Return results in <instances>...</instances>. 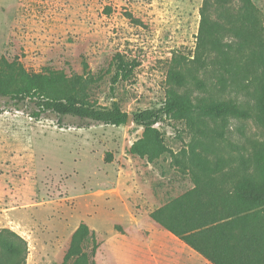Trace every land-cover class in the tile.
I'll list each match as a JSON object with an SVG mask.
<instances>
[{
  "label": "rangeland",
  "instance_id": "obj_1",
  "mask_svg": "<svg viewBox=\"0 0 264 264\" xmlns=\"http://www.w3.org/2000/svg\"><path fill=\"white\" fill-rule=\"evenodd\" d=\"M250 1L264 24V0ZM241 5V0H0V59L33 73L100 76L90 100L101 107L115 103L132 120L119 127L73 118L58 124L46 113L34 121L28 107L0 99V230L24 242L23 264H62L80 224L94 233L95 264H203L150 214L193 188L201 175L190 171L195 164L219 165L221 173L240 161L251 164L249 142L264 141V124L163 118L155 127L172 153L148 162L129 153L143 132L132 116L163 107L170 90L190 101L207 97V91L253 106V77L243 74L239 84L231 83L218 72L212 52L199 68L205 90L170 79L177 63L196 67L201 19L230 28ZM223 39L234 41L226 31ZM116 55L133 66L112 85ZM220 125L222 138L212 135ZM91 246L87 242L85 250Z\"/></svg>",
  "mask_w": 264,
  "mask_h": 264
},
{
  "label": "trees",
  "instance_id": "obj_2",
  "mask_svg": "<svg viewBox=\"0 0 264 264\" xmlns=\"http://www.w3.org/2000/svg\"><path fill=\"white\" fill-rule=\"evenodd\" d=\"M241 1L230 28L201 19L196 67L177 63L170 69V79L178 86L189 83L205 90L199 68L203 57L212 52L218 72H225L231 83L239 84L243 74L253 77V106L243 107L235 99L213 97L207 91V97L190 101L170 90L163 107L132 116L143 132L130 146L131 155L153 162L172 153L155 127L163 118L185 119L193 124L197 116L218 123L228 118L251 119L264 124V24L253 3ZM225 31L234 41H224ZM111 64L112 85L127 78L133 66L119 55ZM100 79L90 74L66 76L62 71L33 73L16 61L0 59V99L16 108L28 107V117L34 121L51 113L58 124L65 118L113 127L125 124L127 114L117 104L101 107L90 100L92 87ZM218 81L224 83L225 79ZM223 130L220 125L212 135L222 138ZM249 151L251 164L240 161L223 173L217 172L222 170L219 165H193L191 172L201 171L194 178L193 188L151 212V219L212 264H264V141H250ZM87 242L92 245L89 251L85 250ZM24 245L13 232L0 230V264H23ZM95 251L94 233L80 224L72 234L62 264H95Z\"/></svg>",
  "mask_w": 264,
  "mask_h": 264
},
{
  "label": "crops",
  "instance_id": "obj_3",
  "mask_svg": "<svg viewBox=\"0 0 264 264\" xmlns=\"http://www.w3.org/2000/svg\"><path fill=\"white\" fill-rule=\"evenodd\" d=\"M182 244H183L184 246H186V247L192 252V255H195V256L198 258V260L201 261L203 264H212V263H210L208 260L204 259V258H203L201 255H199L197 252H195L194 250H192L189 246H187L186 244H184L183 242H182Z\"/></svg>",
  "mask_w": 264,
  "mask_h": 264
},
{
  "label": "water",
  "instance_id": "obj_4",
  "mask_svg": "<svg viewBox=\"0 0 264 264\" xmlns=\"http://www.w3.org/2000/svg\"><path fill=\"white\" fill-rule=\"evenodd\" d=\"M126 123H127V125L132 123L131 116H127V122Z\"/></svg>",
  "mask_w": 264,
  "mask_h": 264
}]
</instances>
